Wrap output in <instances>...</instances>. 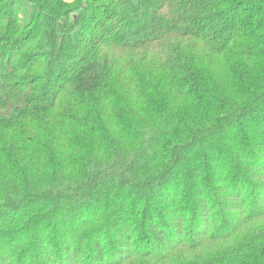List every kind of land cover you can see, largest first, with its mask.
Returning <instances> with one entry per match:
<instances>
[{"label": "trees", "instance_id": "trees-1", "mask_svg": "<svg viewBox=\"0 0 264 264\" xmlns=\"http://www.w3.org/2000/svg\"><path fill=\"white\" fill-rule=\"evenodd\" d=\"M0 264H264V0H0Z\"/></svg>", "mask_w": 264, "mask_h": 264}]
</instances>
